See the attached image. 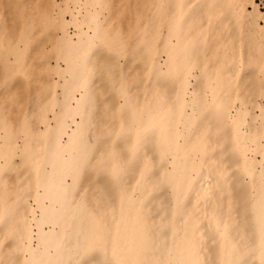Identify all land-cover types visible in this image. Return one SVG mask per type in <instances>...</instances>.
<instances>
[{"label":"bare ground","instance_id":"obj_1","mask_svg":"<svg viewBox=\"0 0 264 264\" xmlns=\"http://www.w3.org/2000/svg\"><path fill=\"white\" fill-rule=\"evenodd\" d=\"M0 264H264L256 0H0Z\"/></svg>","mask_w":264,"mask_h":264},{"label":"rangeland","instance_id":"obj_2","mask_svg":"<svg viewBox=\"0 0 264 264\" xmlns=\"http://www.w3.org/2000/svg\"><path fill=\"white\" fill-rule=\"evenodd\" d=\"M256 3L258 4V7L264 11V0H256ZM260 23L263 24V21L260 20Z\"/></svg>","mask_w":264,"mask_h":264}]
</instances>
